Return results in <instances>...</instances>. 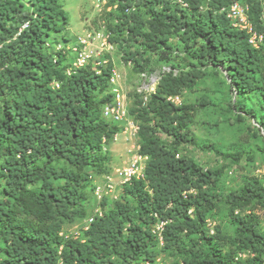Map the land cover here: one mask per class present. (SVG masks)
Returning a JSON list of instances; mask_svg holds the SVG:
<instances>
[{
	"label": "trees",
	"instance_id": "16d2710c",
	"mask_svg": "<svg viewBox=\"0 0 264 264\" xmlns=\"http://www.w3.org/2000/svg\"><path fill=\"white\" fill-rule=\"evenodd\" d=\"M181 1L186 6L177 0H108L107 7L116 5L105 13L109 42L121 46L123 60L135 70L144 72L150 54L170 51L175 36L196 63L179 76L162 74L148 101L138 96L128 109L139 123L144 176L123 186L117 200L94 198L93 209L101 207L102 215L72 239L60 234L66 224L92 216L87 191L93 192L96 177L109 173L106 146L121 131L120 123L102 117L113 98L112 63L73 69L76 55L56 50L68 45L64 38L50 41L69 25L59 0H0V264L153 263L160 222L164 248L177 252L180 264H264V235L256 218L234 215L254 203L264 205V185L251 178L227 197L233 236L220 227L210 230L208 217L219 199L208 187L217 185L219 174L178 151L181 144L196 145L187 126L203 105L167 100L196 85L205 69L223 70L238 96L229 107L239 110V121L256 120L248 100L258 94L264 131V1L244 4L263 34L257 49L227 17L240 0ZM131 7L135 10L127 13ZM127 43L142 49L125 50ZM152 124L173 139L171 147ZM182 235L194 238L189 246Z\"/></svg>",
	"mask_w": 264,
	"mask_h": 264
},
{
	"label": "rangeland",
	"instance_id": "374dc122",
	"mask_svg": "<svg viewBox=\"0 0 264 264\" xmlns=\"http://www.w3.org/2000/svg\"><path fill=\"white\" fill-rule=\"evenodd\" d=\"M64 10L69 16V25L66 30L54 35L52 40L62 38L68 41L67 44L73 46L77 38L87 39L89 45L86 50L92 53L89 59L91 64L97 66L96 62L110 59L112 68H115L118 77L115 79L116 86L126 97L127 108L134 107L137 97L140 96L144 103L149 99L150 94L156 89L157 83L162 74L172 73L179 76L182 71L191 69L196 61L187 52L181 43L179 36L173 37L168 43L171 50L164 51L162 55L151 56V63L145 68L144 72L137 71L133 64L123 60V50L120 45L109 42V33L106 32L107 17L109 12L103 0H59ZM264 1V0H262ZM240 4H246V0H240ZM142 12V11H141ZM108 34V44L112 50H102L101 41L94 39L96 33ZM92 38H88V36ZM124 49L134 51L139 47L136 43L124 44ZM141 50L142 48L139 47ZM101 54L98 56L97 53ZM107 56V57H105ZM238 98L235 89L231 87L230 80L223 70L205 69V75L192 88L184 89L178 97L179 105L194 104L199 107L197 115L187 126L188 131L193 135L196 145L181 144L178 147L179 155H186L204 170L218 172V183L214 188L208 187L212 194L218 197V203L212 214L209 215L207 227L213 231L214 227H220L229 236L235 233V226L230 218V205L227 204V197L232 193H238L251 178H257L264 185V131L258 124V117L261 115L258 94L251 95L248 100V107L253 109L256 120L244 116L243 121H239L237 108L229 107ZM208 101V102H207ZM134 119L132 116L130 117ZM135 120V119H134ZM136 121V120H135ZM139 125V123H138ZM121 131L110 145L106 146L110 152L111 160L107 166L109 174L116 181L118 178L116 170L124 167L132 155L129 153L131 146L138 145L137 135L135 140L126 139L122 134L125 124L121 123ZM156 135L168 146L171 147L173 139L161 133L156 126ZM255 130L257 135H253ZM260 131H257L259 130ZM210 149H206L207 146ZM101 178L94 179V185H103ZM89 200L85 204L88 215H93L95 209L94 196L92 190H88ZM112 197L109 201H113ZM111 204H107L110 207ZM101 209V207H100ZM94 210V211H93ZM102 210V209H101ZM93 211V214H92ZM234 215H254L256 218V228L264 235V205L254 203L253 207L237 210ZM83 220H78L73 224L64 226L65 234L79 233ZM157 225H161L157 223ZM156 225V226H157ZM156 231V229H155ZM157 232V231H156ZM157 245L152 249L155 253V260L150 264H180V255L172 249L164 248L161 236H157ZM191 239L182 235L183 245L189 246ZM264 258V255L262 256Z\"/></svg>",
	"mask_w": 264,
	"mask_h": 264
},
{
	"label": "built area",
	"instance_id": "2783aa9c",
	"mask_svg": "<svg viewBox=\"0 0 264 264\" xmlns=\"http://www.w3.org/2000/svg\"><path fill=\"white\" fill-rule=\"evenodd\" d=\"M179 3H181L183 6H186L184 2L181 0H177ZM103 4L106 5V0H103ZM108 11H112L116 9V5L108 6ZM135 10L134 7L129 8V10H126L127 13L129 11ZM248 6L242 5L240 3H235L232 6L229 7L227 10V17L231 20L232 26L237 30L245 31V33L248 36V42L249 44L257 49L259 45L261 44L263 40V34L258 33L255 29L252 23L248 19ZM260 20L263 23L264 27V7L261 10L260 14ZM92 38L90 35L88 38ZM94 39H99L101 41V52L104 50H112V46L108 44V34L99 32L96 33L93 37ZM87 39H83L78 37L77 41L73 44V46L63 44L56 45V50H70L76 55L75 61L73 64V69H78L86 64H88L89 59L92 57V53H89L86 50V47L89 45L87 42ZM100 53H97L99 56ZM108 58V57H107ZM110 59H105L101 62H96V65H104L107 62H109ZM130 65V62H128ZM70 71L68 70V73ZM98 73V71H97ZM118 77L117 71L115 68L111 69V77H110V92L113 96L112 101L108 104H106L102 108V117L106 120H110L115 123H124L125 127L122 134L126 135V139L128 140H135V136L138 133L139 126L138 124L133 121L128 114V108L126 105V97L124 93L116 86L115 79ZM167 100L172 101L173 103H178V97L175 98H167ZM120 133V132H119ZM119 133L115 134L113 139L116 141ZM139 146L134 143L131 146V149L129 150V153L132 155L126 165L118 170H116L115 175L118 177L116 181L113 180V177L107 173L102 175L100 178L104 181L103 185H95L93 189V196L97 203H101L104 199H108L112 197L113 201L117 200L121 191V188L129 183H131L133 180H139L142 179L144 176V168L145 163L147 160V157L141 156L139 153ZM111 199V200H112ZM102 215V210L97 208L94 211V214L87 219H85L80 227V233L83 231H87L89 228V225L94 221L95 217H100ZM163 223L161 225H157L155 227L156 231L155 233L160 237V233L162 231ZM212 232V231H211ZM60 235L64 236V238L70 237L72 239H79V233H73V234H65L61 233ZM144 264H150L149 262H145Z\"/></svg>",
	"mask_w": 264,
	"mask_h": 264
}]
</instances>
